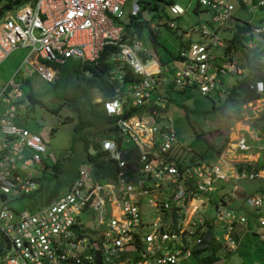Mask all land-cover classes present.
Wrapping results in <instances>:
<instances>
[{
    "label": "built area",
    "instance_id": "obj_1",
    "mask_svg": "<svg viewBox=\"0 0 264 264\" xmlns=\"http://www.w3.org/2000/svg\"><path fill=\"white\" fill-rule=\"evenodd\" d=\"M126 1L6 0L5 8L0 6V61L13 48L28 46L24 57L27 65L21 67L27 75L31 66L41 78L50 81L56 66L67 59L93 61L104 45L118 47L111 54L117 69L107 74V80L113 82V92L103 101V107L107 113L118 116L119 130L118 140H101L102 149L115 160L113 179L97 182L90 167L80 164L68 189L53 196L44 207L14 213L7 201L2 202L0 264H93V255L87 251L89 245L98 251L99 264H178L211 239L219 238L224 252L234 247L233 227L246 223L245 205L252 210L255 222L264 227V186L250 191L233 184L232 190L223 189L217 198L221 191L218 181L226 178V166L221 161L208 162L188 155L189 145L179 141L171 123L160 124L157 116V106L167 100L158 90L165 83L175 89L195 88L201 94L210 91L221 97L227 92L222 79L225 74L237 79L249 75L244 79V89L260 96L264 95V66L255 59L249 72L248 66L229 60L224 50L219 55L211 54V45L226 41L206 22L193 29L207 41L194 39L179 45L173 59L177 65L156 61L141 43L140 34L123 28L127 19L141 9L140 0H129L130 16L122 19ZM197 3L210 10L211 19L217 24L224 22L233 8L229 0ZM261 4L264 0L250 2V11ZM168 10L173 14L183 12L177 3H170ZM165 22L168 27L174 26L172 20ZM240 28L243 47L258 51L260 46L264 56V18ZM183 34L188 35L187 31ZM124 66L133 78L120 92ZM9 84L20 95L19 83L10 78ZM0 102L3 200L7 192L29 194L36 187L38 176L32 169L36 164L44 166L41 154L45 146L37 134L13 121L22 102H7L4 97ZM126 104L142 107L140 116H121ZM234 141L231 145L237 150L249 149L244 133H239ZM175 149L184 150L178 159L173 158ZM263 151V142L252 143L250 139V157L257 158ZM49 157L54 161L52 154ZM256 168L235 165L231 172L235 177L254 179L260 170ZM233 199H239L234 207L230 203ZM143 202L159 213L145 219ZM205 205L212 209L208 218L203 212ZM90 213H94L97 228H90L82 220L83 214ZM185 214L188 216L183 222ZM218 229L221 235L217 234Z\"/></svg>",
    "mask_w": 264,
    "mask_h": 264
},
{
    "label": "rangeland",
    "instance_id": "obj_2",
    "mask_svg": "<svg viewBox=\"0 0 264 264\" xmlns=\"http://www.w3.org/2000/svg\"><path fill=\"white\" fill-rule=\"evenodd\" d=\"M5 1L0 0V6L4 7ZM128 2L129 0L123 6L122 19L130 16ZM149 2L154 4V7H149L147 4L146 7L136 13L139 19L146 22L138 30L141 34L139 38L152 54L156 49L157 54L155 55L161 56L163 62L177 65V62H174L170 55L177 54L179 41L184 42L186 40L188 42L194 39L207 41V38H200L199 33L193 29L210 15V10L201 4H197V0H149ZM170 3H177L183 8V12L178 15L170 13L168 10ZM233 10L242 18L241 20L251 17L249 12L240 10L237 6ZM261 13L262 10L258 9L253 17L254 20ZM168 20L174 22L173 27H167L165 21ZM236 23H239V20L228 19L222 22L223 28H220L218 34L220 36L227 35L229 32L225 31L228 27L231 29V33L233 32L237 36L234 31ZM182 30L187 31L188 35L180 36ZM151 32L154 34L155 41L149 37ZM28 48V46L15 47L0 61V90L4 85H7L12 76L15 82H20L22 98L27 91H32L39 98V102L33 103L32 108H26L27 101L24 100L23 107L16 108L13 120L18 125L26 127L30 133H35L40 137L45 146L41 159L46 163V167L42 169L39 164L35 165L36 168L33 167V172L37 173L40 170V173L37 175L39 178L36 181V187L30 194L12 195L7 192L3 200L0 198V205L3 201H7V207L14 213L18 210L35 211L39 207H44L50 197L68 189L79 164H88L91 167L85 158V152L94 151L95 136L92 133L95 129L91 126L88 127L89 129L87 128L90 130V135L84 134L82 131L75 134L73 126L77 117L70 106L72 101L68 102L67 100L72 98L81 103L89 97L92 101L101 99V93L96 87L87 89L84 94L83 82L77 80L69 72L65 75L66 70L70 68V62L59 64L54 78L50 81L41 78L31 66H29L31 68L30 74L25 77L21 74L22 66L20 71L15 73L16 67L19 64L23 65L22 60ZM257 49L260 52V46ZM222 51L223 45L210 46V53L213 55H219ZM259 52L256 53L245 47L233 50L232 53L225 51V55L228 59L230 58L229 60L234 61L235 65L238 63L244 67L249 65L248 59L251 67L255 66L251 65L254 58H251V55L253 53L257 55ZM154 59L157 61L156 57ZM24 64L27 65L26 62ZM56 78L57 82L53 84L52 82ZM224 79L232 82L234 76L225 74ZM124 85L126 84L122 86ZM15 89L10 85L5 87L3 94L7 100L10 97L15 98ZM119 91L122 92L121 87H119ZM159 91L163 96V92ZM226 94L217 97L210 91L201 94L194 88H187L182 91L170 90L168 94H165L167 100L159 105L160 107L157 106L159 123H171L179 141L189 145L186 152L188 155L192 157L201 155L208 162L221 161L223 167L226 166L228 158L232 156L229 139L236 129L242 128L241 130H245L247 133L248 129L246 130V128L250 127V138H255L253 141L256 143L261 142L262 138L264 143V132H262L264 131V95H253L249 100H246L243 99L238 90H235L229 96L228 101H225L223 97ZM53 108L56 109L53 110ZM134 114L140 116V113ZM246 116L248 123H242ZM144 119L148 120L147 117ZM258 130L260 133L256 132ZM182 153H184L183 149H175L172 151L173 158L178 159ZM49 154L54 156L56 163L51 161ZM222 158L224 161L221 160ZM257 162L259 169H264V152L258 156ZM262 169L258 171L257 178H238L229 181L226 185L235 182L238 188L242 187L250 191L262 188L264 186L262 179L264 171ZM187 216L188 214H185L183 222ZM238 236V244L233 250L226 253L220 252L217 259L209 264H264V228L250 220V231L240 230ZM206 254L207 251L202 250L195 256L180 260L178 264H201L198 259Z\"/></svg>",
    "mask_w": 264,
    "mask_h": 264
},
{
    "label": "crops",
    "instance_id": "obj_3",
    "mask_svg": "<svg viewBox=\"0 0 264 264\" xmlns=\"http://www.w3.org/2000/svg\"><path fill=\"white\" fill-rule=\"evenodd\" d=\"M231 3H232V5H233V8H232V11H231V14H230V16L226 19V20H228V19H234V20H239V23H236L235 24V33L237 34V36L232 32L231 33V29H229L228 27H226V31L225 32H229L227 35H223V36H220L219 34H218V31L220 30V28H223L222 27V23H220V24H217L216 22H214L212 19H211V12H210V15H209V17L207 18V19H204L203 21H202V23H207V24H209V26L210 27H212V29L214 30V31H216V33H217V35L221 38V39H224L226 42L225 43H223V44H216V45H223V50L224 51H226L225 50V47H226V45H229L230 44V47L228 48V50H227V52H233V50H236V49H239V48H241V49H243V48H245V47H243V44H242V38L244 37L243 35H240V27L241 26H244L246 23H249L250 24V21L252 22V23H257V22H260V21H262V19L264 18V4H261V5H259L256 9H254V11H250V9H249V5H250V2H254V1H256V0H229ZM146 2V1H145ZM145 3L143 2V0H140V5H141V9L142 8H144V7H146V5H144ZM198 4V3H197ZM203 6V5H202ZM235 6H237L238 8H240V10L241 9H243V10H246V12H249L250 13V15H251V17L250 18H248V19H245V20H241L242 18L241 17H239V15H237V14H235L234 13V7ZM203 7H205V8H207L206 6H203ZM262 10V13L261 14H258L257 15V18L254 20V16H255V13H256V11L257 10ZM175 15H178V14H175ZM225 20V21H226ZM253 20V21H252ZM224 21V22H225ZM148 26H150V25H148ZM168 27V26H167ZM222 30V29H221ZM135 32V31H134ZM184 32H186V31H184V30H182L181 31V35L180 36H185V34H183ZM136 33V32H135ZM152 33V32H151ZM140 34V33H139ZM141 35V34H140ZM152 35H153V38L151 39V40H153V41H155V38H154V34L152 33ZM239 38V39H238ZM227 41H228V43H227ZM185 43H187V41L185 40L184 42L183 41H179V45L180 44H185ZM235 43V45L236 46H234V45H232V44H234ZM239 43V44H238ZM144 46H146L145 44H143ZM147 48V47H146ZM254 51V50H253ZM151 52V51H150ZM159 53V52H158ZM153 54H154V56L157 58V60L159 61V62H163L162 61V59H161V56H159V55H155V54H157V51H156V49H155V52H153ZM172 56V57H171ZM175 56H176V54L175 55H170V57H171V59L173 60L174 58H175ZM25 57V56H24ZM71 59V58H70ZM74 60H77V59H74ZM79 61V60H78ZM22 63H23V65H18L17 67H16V70L14 71L15 73H17V72H19L20 71V67L21 66H26L25 64H24V58H23V60H22ZM63 64V63H62ZM59 66V65H58ZM58 66H56V68L58 67ZM57 70V69H56ZM21 74H23V77H25L27 74H25L24 72H22L21 71ZM56 74V73H55ZM230 76H232V75H230ZM10 78H12L13 79V77L11 76ZM9 78V79H10ZM222 79H223V81H224V83H226V88H227V93L228 92H230V90H231V88L232 87H234L235 85H237L236 84V78H235V76H234V81H232V82H228L227 80H225L224 79V77H222ZM14 81V80H13ZM15 82V81H14ZM17 83H19L20 84V82H17ZM126 84V83H125ZM7 85H10L9 84V80H8V82H7ZM7 85H4L2 88H1V90H0V101H1V98L2 97H4L5 98V100L7 101V102H12V103H18V102H24V100H26L27 101V103H26V106L27 105H30L29 103V98L26 96V93H25V96L22 98V92H20V95H14L15 96V98H12V97H10L9 98V100H7L6 99V96L3 94V92H4V90H5V87L7 86ZM123 85V82L122 83H119V87H121L122 88V90H125L126 89V85H124V86H122ZM11 86V85H10ZM13 87V86H12ZM16 88V87H15ZM17 89V88H16ZM185 89H187V88H185ZM185 89H183V90H185ZM195 89V88H194ZM20 90H21V88H20ZM158 90H161L162 92H163V95H165V94H168V91H170V90H172V91H175V90H180V89H175V88H173L172 87V85H170V84H168V83H165L164 85H161V86H159L158 87ZM197 90V89H196ZM235 90H237L236 88H235ZM239 90V89H238ZM180 91H182V90H180ZM244 91H245V89H244ZM247 92H246V94L248 95L247 97H246V100H249L250 99V97L251 96H253V94H252V92L250 91V90H246ZM160 92V91H159ZM101 93V92H100ZM200 93V92H199ZM241 95L242 94H244V92H239ZM251 95V96H250ZM112 96V94L111 95H103L102 93H101V99L100 100H98V101H92L91 99H90V97L88 98V100L90 101V102H101V104H102V107H103V101L105 100V99H108V98H110ZM167 99V98H166ZM23 105H24V103H23ZM23 105H22V107H23ZM30 106H27L26 108H29ZM19 108V107H18ZM103 109H104V107H103ZM128 109H130L129 110V112L126 114V115H124V117H127V116H129L130 114H134V113H142V111H143V109H142V107H140V106H135V109H131V105H129L128 104V106H127V104H126V106H125V108H124V110H123V113L122 114H124V112L126 111V110H128ZM3 110V106H2V104H0V112ZM105 111V110H104ZM105 113H107L106 111H105ZM107 114H109V113H107ZM110 115H114V114H110ZM122 116V115H121ZM15 117V116H14ZM143 118H145V116H143ZM117 119V118H116ZM248 118H247V116L244 118V122H242V123H248L246 120H247ZM14 121V120H13ZM15 122V121H14ZM16 123V122H15ZM250 123V122H249ZM17 124V123H16ZM115 124H116V121H115ZM18 125V124H17ZM246 125V124H245ZM19 126H22V125H19ZM22 127H24V126H22ZM89 127V126H88ZM88 127H85L84 129H82V132L84 133V134H87V135H90V130H88L89 128ZM26 128V127H25ZM88 128V129H87ZM242 128H239V129H236L235 131H233V133H232V137H230V139H229V143H230V145H231V143H234L235 144V141H234V139H235V137L237 136V135H239V133H244L245 134V136H246V141H247V143L249 144V149H247V150H242V151H240V150H237V148H234V146L233 145H231V149H232V156H231V158H228V160H227V164H226V167H225V169H227L226 170V173H225V176H226V178H224V179H220L219 181H218V184L220 185V187H221V191L218 193V194H220L219 196H217L214 192H211V196L212 197H214V198H216V196H217V198H219V197H221V194L223 193V189H230V190H232V186H233V184H236L235 182H232L231 184H229V185H226L229 181H234L235 179H238V178H245V177H235L234 175H232V168H233V166H235V165H237V166H239V167H245V168H250V166L252 167V166H255L254 164H256L257 166L256 167H258V165H259V163L257 162V158H256V156H252V157H250V139H251V141H252V143H254L253 142V138H250V127L249 128H246V130H247V133L245 132V130L243 131V130H241ZM88 131H89V133H88ZM257 132H259L260 133V131L258 130ZM262 132H264V131H262ZM75 134H76V132H75ZM263 134V133H262ZM92 135H93V133H92ZM94 136V135H93ZM97 136H95V138H96ZM118 137H119V130H118V127L116 126V133L115 134H113L112 136H105V137H102V138H100L99 139V142H100V148L102 149V147H101V140L102 139H104V138H110V139H113V140H118ZM263 137V136H262ZM95 140V139H94ZM262 138H261V142H262ZM120 142V141H119ZM103 150V155H104V157H108L110 160H112V162H113V166L112 167H110V166H107V167H105L104 169H105V171L104 172H96L95 170H94V167H93V164L90 162V161H88L90 164H91V167H90V172H91V175H92V178H93V180H95V181H97V182H100V183H105V182H107V180H111V179H113V177L115 176V171H116V164H115V160L113 159V158H111L109 155H108V153H107V151L106 150H104V149H102ZM264 152V151H263ZM256 155H257V153H255ZM261 154V153H260ZM259 154V155H260ZM251 155H253V154H251ZM53 156V155H52ZM199 157H202L201 155H198ZM53 158H54V156H53ZM203 158V157H202ZM221 158V157H220ZM51 159V158H50ZM222 161H224V159L222 158L221 159ZM52 161V160H51ZM56 160H55V158H54V161L53 162H55ZM56 163V162H55ZM54 163V164H55ZM44 166L46 165V163L44 162V164H43ZM80 165V164H79ZM78 165V166H79ZM44 166L42 167V169H44ZM231 166V168H229ZM259 168V167H258ZM260 169H262V168H260ZM263 171H264V169H262ZM38 173H40V170L36 173L37 175H38ZM76 173H77V170H76ZM76 173H75V175H74V177L76 176ZM262 179H263V182H264V174H262ZM74 177H73V179H74ZM39 177H37V179H38ZM258 178H260V177H258ZM72 179V180H73ZM247 179H250V178H247ZM237 186V185H236ZM104 187H106V186H104ZM238 189H235V191H237ZM102 192H105L106 190L105 189H102L101 190ZM31 193V192H30ZM29 193V194H30ZM13 195V194H12ZM57 195V194H56ZM53 197V196H52ZM52 197H50L48 200H50ZM47 200V203H46V205L49 203V201ZM239 202V199H233V200H231L230 201V203H231V206L232 207H234V204H236V203H238ZM45 205V206H46ZM39 208H41V207H39ZM244 208H245V213H246V216H247V220H246V223L245 224H236L233 228V236H234V239H235V241H236V244H235V246L234 247H232L230 250H228V251H223L221 248H220V240H218L219 238H216V240L215 239H211L210 241H209V243H211V242H214V243H217L218 244V248H217V250L215 251L216 252V255L217 256H219V253L220 252H223V253H226V252H229V251H231V250H233L236 246H237V244H238V241H239V236H238V232L240 231V230H243L244 232H248V231H250V220H252L253 222H255V220H254V218L251 216V213H252V210H250V207H248V206H244ZM170 209H172L173 210V206H171V208ZM243 211V210H242ZM142 212H143V217L145 218V219H152L154 216H156L159 212H157L156 211V209L151 205V204H149V203H147V202H143V204H142ZM203 212H205L204 213V215H205V217L206 218H208V216L212 213V209H211V206L210 205H205V207H204V209H203ZM251 212V213H250ZM82 220L84 221V224H86V225H88L90 228H97V220H96V218L94 217V213H90L89 215H86V214H83L82 215ZM255 224H257L256 222H255ZM258 226H260L259 224H257ZM260 227H262V226H260ZM264 228V227H263ZM251 231H253V230H251ZM218 232H220V229H218V231H217V234L218 235H221V233H218ZM220 237V236H219ZM208 244L205 246V247H203V248H199L198 249V252L197 253H199L200 251H202V250H206L207 252H208ZM89 253H91L92 255H93V258H94V261H93V264H95V252L97 251L92 245H89V247H88V250H87ZM196 253V254H197ZM99 254V253H98ZM195 253L193 254V250H192V252H191V254L188 256V257H190V256H195L196 255ZM188 257H186V258H188ZM185 258V259H186Z\"/></svg>",
    "mask_w": 264,
    "mask_h": 264
},
{
    "label": "trees",
    "instance_id": "obj_4",
    "mask_svg": "<svg viewBox=\"0 0 264 264\" xmlns=\"http://www.w3.org/2000/svg\"><path fill=\"white\" fill-rule=\"evenodd\" d=\"M146 1V2H145ZM170 1V0H166ZM145 3L144 5L149 4V7H154V4L152 5L149 0H143ZM146 22L145 20L139 19L136 15H131L127 21L124 23L123 28L125 30H128L129 32H136L139 33L138 30L142 25H144ZM149 37L152 39L153 35L152 33L149 34ZM182 45V44H180ZM234 46V44H232ZM229 45H226L225 50L227 51ZM118 49V47L115 44H106L102 47V49L99 52L98 57L93 61H83L80 62L78 60L73 59H67L63 64L70 62V68L67 69L65 75L69 72L70 74L74 75L77 80H80L83 82V91L84 94L86 93V90L91 87H96L103 95H111L113 92V82H109L107 80L106 74H108L110 71L117 69L116 64L117 61L111 58V54L115 52ZM256 53L259 51L255 50ZM252 57L259 60L257 64L264 66V56L261 52L259 54L255 55V53L252 54ZM251 57V58H252ZM253 58L252 64H256V60ZM248 62V71L250 72V61L247 59ZM73 63V64H71ZM124 73L122 74V80L123 84L127 83L133 78V75L131 74L130 69L126 66L123 67ZM249 75H246L243 78L237 79L236 77V83L237 86H234L231 88L230 92H228L223 98L225 101H228L229 96L235 91V88L239 92H244L242 94L243 99H246L248 96L246 94V90L244 91L243 83L244 79L249 78ZM58 78V76H57ZM57 78L52 82L53 84L57 82ZM116 84V83H114ZM26 96L29 98V104L27 106H30L32 108L33 103L39 102V98L32 92L27 91ZM251 96V95H250ZM71 97V96H70ZM75 97V96H74ZM68 102L72 101L70 106L75 111V115L77 117V121L75 125L73 126L74 132H80L85 127L91 126L95 130L93 132L94 136H97L94 138L93 141V152H85V158L86 160L90 161L93 164L94 170L96 172H104L105 167L113 166L112 160H110L108 157H104L103 150L100 148V142L99 139L105 136H112L116 133V118L117 115H110L105 113L101 102H90L88 99L81 103H79L77 100L68 98ZM239 103V102H238ZM69 105V104H68ZM56 108H53V110ZM131 109H135V106H131ZM130 109L126 110L122 116L126 115L129 112ZM64 121V120H62ZM89 133V131H88ZM257 166L256 164H254ZM46 165L44 166V168ZM208 252L205 256L199 257L198 262L201 264H209L213 262L215 259H217L216 250L218 248V244L211 242L208 243ZM198 249L193 250V254L197 253Z\"/></svg>",
    "mask_w": 264,
    "mask_h": 264
},
{
    "label": "water",
    "instance_id": "obj_5",
    "mask_svg": "<svg viewBox=\"0 0 264 264\" xmlns=\"http://www.w3.org/2000/svg\"><path fill=\"white\" fill-rule=\"evenodd\" d=\"M95 264H99V254H98V251L95 252Z\"/></svg>",
    "mask_w": 264,
    "mask_h": 264
}]
</instances>
